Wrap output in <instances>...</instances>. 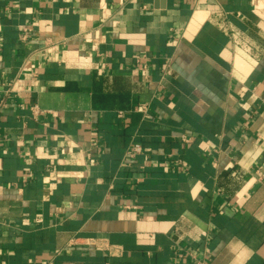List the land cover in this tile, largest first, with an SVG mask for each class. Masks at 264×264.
<instances>
[{
	"label": "crops",
	"instance_id": "crops-1",
	"mask_svg": "<svg viewBox=\"0 0 264 264\" xmlns=\"http://www.w3.org/2000/svg\"><path fill=\"white\" fill-rule=\"evenodd\" d=\"M0 264H264V0H0Z\"/></svg>",
	"mask_w": 264,
	"mask_h": 264
},
{
	"label": "built area",
	"instance_id": "built-area-1",
	"mask_svg": "<svg viewBox=\"0 0 264 264\" xmlns=\"http://www.w3.org/2000/svg\"><path fill=\"white\" fill-rule=\"evenodd\" d=\"M23 35H22V39L25 40L26 39V31L23 30ZM33 111H36V108L34 107L33 108ZM36 113V112H34ZM120 116V115H119ZM141 152V147L140 145L136 144V145H133L132 147H130V149L127 150L126 152V156L132 160L134 159L137 155H139Z\"/></svg>",
	"mask_w": 264,
	"mask_h": 264
}]
</instances>
